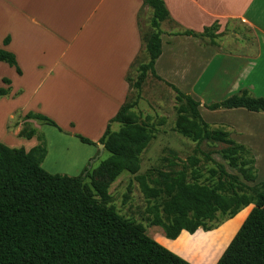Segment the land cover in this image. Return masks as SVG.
<instances>
[{"label": "crops", "instance_id": "1", "mask_svg": "<svg viewBox=\"0 0 264 264\" xmlns=\"http://www.w3.org/2000/svg\"><path fill=\"white\" fill-rule=\"evenodd\" d=\"M143 1L0 0V49L13 54L21 72L0 63V88L9 89V95L0 98V143L30 151L38 145L42 123L25 116H45L62 130L52 134L59 144L86 151L63 171L68 177L79 176L98 145L90 151L75 136L94 143L101 139L127 101L126 77L133 63L148 61L142 34L149 33L152 10L142 9ZM162 1L170 18L160 24L161 55L154 66L159 80L150 73L146 80L153 78L171 92L168 85L189 95L200 104L205 123L226 129L232 140L257 154L253 139L259 140L257 132L264 133V114L243 109L211 112L206 106L242 91L264 99V0ZM214 23L219 26L216 47L176 35L201 33ZM232 24L250 32L252 43L223 36ZM24 125L35 131L31 139L19 137ZM47 140L41 167L49 173ZM253 207L241 211L250 208L241 225ZM153 240L175 253L162 234Z\"/></svg>", "mask_w": 264, "mask_h": 264}, {"label": "trees", "instance_id": "2", "mask_svg": "<svg viewBox=\"0 0 264 264\" xmlns=\"http://www.w3.org/2000/svg\"><path fill=\"white\" fill-rule=\"evenodd\" d=\"M144 8L152 10L149 33L143 31L142 34L148 61L146 64L133 63L131 70L135 69L136 79L131 84L129 75L126 77L130 92L141 89L148 73L159 80L154 66L161 55L160 24L170 18L162 0H144ZM138 25L141 28L140 22ZM218 30L219 26L214 23L201 33L188 30L176 35L197 39L204 47H216ZM0 63L21 74L13 54L2 49ZM3 83L9 85L8 80ZM168 86L178 101L186 103L190 112L191 121L186 122L187 126H178L180 133L197 146L202 142L223 145L225 148L220 151L222 160L238 174H228L218 165L208 171V180L215 181L208 185L199 183L202 176L198 171L188 177L183 169L163 188L160 180L151 181L153 187L150 188L143 176L136 177L146 199L157 201L162 193L168 197L149 210L152 214L149 226L163 231L175 253L149 238L143 225L122 217L109 205L110 183L123 172L136 175L140 171V156L151 140L148 126L139 124L132 112L136 101L129 103L128 96L97 142L109 155L97 171L100 181L92 183L99 199L84 184L90 176L89 171L84 176L68 177L50 174L41 167L47 155L43 135H37L38 145L28 152L0 143V264H191L175 255L179 253L174 242L184 233L193 235L198 230L212 231L213 224L233 219L250 205L254 206L253 209L241 225L250 208L246 211L235 231L215 236L210 243L201 239L194 243L188 241V244L204 252L211 244L209 250L213 257L206 264H213L219 250L233 238L215 264H264V183L247 185L256 181L253 151L232 140L230 133L223 128L211 129L200 115V104L174 86ZM8 95L9 89L0 88V98ZM206 109L211 112L243 109L264 114V99L242 91L222 102L207 105ZM184 111L183 107L179 108L180 114ZM25 119L39 121L62 132L45 116L29 113ZM112 124L118 125L117 131L111 130ZM35 135L32 129L29 133L22 130L19 137L31 139ZM75 137L84 145H97L79 135ZM189 162L191 167L198 164L195 159ZM161 176L164 179L169 177Z\"/></svg>", "mask_w": 264, "mask_h": 264}, {"label": "rangeland", "instance_id": "3", "mask_svg": "<svg viewBox=\"0 0 264 264\" xmlns=\"http://www.w3.org/2000/svg\"><path fill=\"white\" fill-rule=\"evenodd\" d=\"M233 25L234 24L226 28L223 36L226 35L229 39L235 41L241 39L247 43H252L253 38L250 32L240 30ZM205 41L207 42V40ZM236 51L240 52V50ZM128 75L130 83L132 84L137 76L135 69L131 70ZM135 101L136 106L132 109V112L136 115L139 124L148 126L151 132V140L140 156V171L136 175L123 172L114 182L110 183L108 194L111 197V201L109 205H112L122 217L143 225L146 235L151 239H155L159 236V233L163 235V231L158 227L149 226L152 220V214L149 210L155 204H162L165 202L168 197L165 193H162L161 198L157 201L146 199L141 192L139 182L136 179L137 176H143L150 188L153 187L151 181L155 179L160 180L163 182L160 187L163 188V185L171 179L174 174L183 169H185L188 177L191 176L193 171H198L202 176L198 180L199 183L208 185L215 183V181L208 180V171L216 169L218 165L222 166L228 174L236 176H238V174L235 170L229 168L227 163L222 160L220 151L225 148L223 145L213 142H202L197 146L190 138L180 133L178 128L179 124L186 127V122L191 121V117L186 103L184 101H178L175 92H171L167 87L151 78L146 80L139 91L132 90L130 92L128 102L134 103ZM180 107L185 109L184 114L179 113ZM39 126L41 129L37 130L38 133L43 135L45 144L48 141L47 139H49L51 146V154L45 166L49 169L50 174L65 175L63 171H66L71 165L70 162L74 160L78 162V159L84 156L86 151L59 144L52 136V134H57L58 130L40 123ZM118 128V125H114L111 130L115 132ZM215 128L216 127H211V129ZM31 129L29 125L23 126L24 133H29ZM217 129L220 128L218 127ZM257 134L256 137H258L259 140L256 138L253 139L257 153H253L255 157L256 181L254 183H247L250 187L264 183V133L257 132ZM94 147L95 146L86 145L85 148L94 151ZM98 154L99 149L97 147L95 156L88 160L86 168L89 162L94 160ZM108 156V153L103 149L102 155L91 166L89 178H86L84 181L88 191L93 193L96 199L99 198L94 194L92 183L100 181L97 171L99 170L100 163L106 160ZM190 159L197 160V166L191 167V163L189 162ZM85 169L79 176L85 175ZM161 175H167L169 177L164 179ZM246 211L247 210H244L228 221L213 224L214 230L212 231L203 232L202 230H198L193 235L184 233L181 236L182 238L180 237L179 240L174 242V246H176L182 258H185L189 263L206 264L207 261L213 257L212 251L209 250L211 244L207 245L208 250L204 252L196 249L194 246H189L188 241L194 243L201 239H207L205 242L210 243L215 236L235 231ZM229 243L219 250L217 256L214 257L215 262L220 258ZM175 255L179 256L178 254Z\"/></svg>", "mask_w": 264, "mask_h": 264}, {"label": "water", "instance_id": "4", "mask_svg": "<svg viewBox=\"0 0 264 264\" xmlns=\"http://www.w3.org/2000/svg\"><path fill=\"white\" fill-rule=\"evenodd\" d=\"M98 149H99V154H98V156L96 158H94V160L89 162V164H88V166L86 168V171H85V175L87 174L88 171L91 170L92 164L94 162H96L99 159V157L102 155V152H103V149H104L103 145H98Z\"/></svg>", "mask_w": 264, "mask_h": 264}]
</instances>
